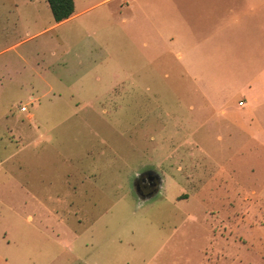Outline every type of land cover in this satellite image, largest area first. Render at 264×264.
Listing matches in <instances>:
<instances>
[{"label":"rangeland","instance_id":"374dc122","mask_svg":"<svg viewBox=\"0 0 264 264\" xmlns=\"http://www.w3.org/2000/svg\"><path fill=\"white\" fill-rule=\"evenodd\" d=\"M110 52L104 70L27 57L0 85V264H264V147L193 116L171 78L123 82ZM144 170L162 187L140 200Z\"/></svg>","mask_w":264,"mask_h":264},{"label":"crops","instance_id":"0c3cea01","mask_svg":"<svg viewBox=\"0 0 264 264\" xmlns=\"http://www.w3.org/2000/svg\"><path fill=\"white\" fill-rule=\"evenodd\" d=\"M73 1L74 12L55 21L47 0H0V85L16 83L11 65L19 75L27 57L37 71L68 66V57L81 68L111 69L115 45L112 60L124 71L118 74L123 82L133 79L130 69L153 85L171 78L176 92L182 89L196 103L189 106L193 116L220 118L221 128L247 135L234 136L238 141L249 136L264 147V0ZM110 3L116 5L107 6L110 19L101 26L102 12L95 10ZM165 115L161 131L174 128L191 142L174 113Z\"/></svg>","mask_w":264,"mask_h":264},{"label":"flooded vegetation","instance_id":"af4514ba","mask_svg":"<svg viewBox=\"0 0 264 264\" xmlns=\"http://www.w3.org/2000/svg\"><path fill=\"white\" fill-rule=\"evenodd\" d=\"M136 196L143 199H150L157 195L161 189V177L154 170H144L133 177Z\"/></svg>","mask_w":264,"mask_h":264},{"label":"trees","instance_id":"16d2710c","mask_svg":"<svg viewBox=\"0 0 264 264\" xmlns=\"http://www.w3.org/2000/svg\"><path fill=\"white\" fill-rule=\"evenodd\" d=\"M55 21L68 18L74 12L73 0H47Z\"/></svg>","mask_w":264,"mask_h":264},{"label":"built area","instance_id":"2783aa9c","mask_svg":"<svg viewBox=\"0 0 264 264\" xmlns=\"http://www.w3.org/2000/svg\"><path fill=\"white\" fill-rule=\"evenodd\" d=\"M25 108L24 107H22V110H24Z\"/></svg>","mask_w":264,"mask_h":264}]
</instances>
